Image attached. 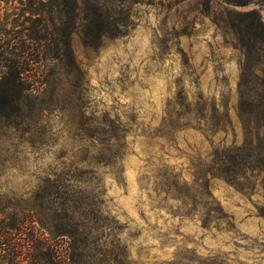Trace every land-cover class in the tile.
<instances>
[{
    "label": "rangeland",
    "instance_id": "obj_1",
    "mask_svg": "<svg viewBox=\"0 0 264 264\" xmlns=\"http://www.w3.org/2000/svg\"><path fill=\"white\" fill-rule=\"evenodd\" d=\"M254 9L0 0L1 241L54 247L1 244L0 264H264V170L222 172L240 84L264 80V34L239 31Z\"/></svg>",
    "mask_w": 264,
    "mask_h": 264
},
{
    "label": "trees",
    "instance_id": "obj_2",
    "mask_svg": "<svg viewBox=\"0 0 264 264\" xmlns=\"http://www.w3.org/2000/svg\"><path fill=\"white\" fill-rule=\"evenodd\" d=\"M227 5L233 7H248V6H259L261 9H264V0H221ZM243 17L239 25L240 35H243V38H246L249 43L257 44L258 35L264 34V23L260 17V12L256 9L248 12L237 13ZM101 17V16H100ZM108 34L102 32L98 34L99 36H106ZM256 73V70H253ZM16 78L10 81L9 79L4 78L3 83L6 84L8 89L11 91L18 90V84ZM254 85L256 90L263 88L262 93L260 94L261 99L257 101V104L254 106L251 102H248L247 93L252 92V88H248V85ZM241 88V102L239 104V117L243 123L244 129V141L239 147H231L228 151L229 155L232 154V157L227 161L223 166V173H229L235 167H239L243 171H258L260 174L263 172L264 168V80H245L240 84ZM245 88V89H244ZM11 102V100H10ZM254 102V101H253ZM254 125V127H252ZM233 166V167H232ZM236 184V183H235ZM25 218V217H24ZM26 219V218H25ZM25 219L16 217L13 225L10 227L11 230L15 233L21 232L25 224ZM24 222V223H23ZM3 227V226H2ZM0 227V245L7 244L3 243L2 240V231ZM6 246V245H5ZM15 252L17 257L22 256V251L24 248H27L29 252V260L34 256L33 254L37 253L39 255L47 254L50 255V259L53 257L54 247L51 245H46V243H41V241L30 239L27 242L26 247H21L17 243V239H13L11 243L7 244ZM32 252V255H31ZM15 257V258H17ZM15 260V259H14ZM43 264H47L46 262Z\"/></svg>",
    "mask_w": 264,
    "mask_h": 264
}]
</instances>
